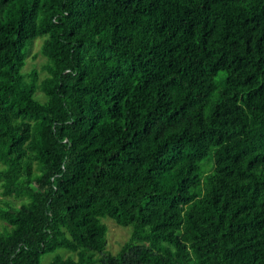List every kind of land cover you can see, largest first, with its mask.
Wrapping results in <instances>:
<instances>
[{
    "label": "trees",
    "instance_id": "1",
    "mask_svg": "<svg viewBox=\"0 0 264 264\" xmlns=\"http://www.w3.org/2000/svg\"><path fill=\"white\" fill-rule=\"evenodd\" d=\"M0 187V264H264V0H0Z\"/></svg>",
    "mask_w": 264,
    "mask_h": 264
},
{
    "label": "rangeland",
    "instance_id": "2",
    "mask_svg": "<svg viewBox=\"0 0 264 264\" xmlns=\"http://www.w3.org/2000/svg\"><path fill=\"white\" fill-rule=\"evenodd\" d=\"M43 43V38H37L27 56L26 65L23 68V72L28 73L33 68H37L40 73V80H42L46 76V71L43 70V66L46 64L47 59L43 55L41 51ZM35 98H37L41 102H45L47 97L41 92L37 91L35 94ZM4 197L1 195V187H0V205H3L2 199ZM13 200L15 204L19 205L21 203L20 199H14L13 197L8 198ZM105 222L108 224V250L113 253H116L120 250L122 245L129 239L131 235V227L122 226L115 222V220L111 218H103ZM4 222L0 220V230L3 229ZM64 255H68L69 251L63 250ZM51 259V254H46L43 256L42 264H48Z\"/></svg>",
    "mask_w": 264,
    "mask_h": 264
}]
</instances>
